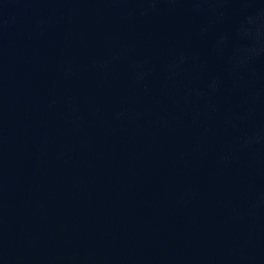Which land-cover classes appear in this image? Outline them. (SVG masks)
Returning a JSON list of instances; mask_svg holds the SVG:
<instances>
[{
  "label": "water",
  "instance_id": "95a60500",
  "mask_svg": "<svg viewBox=\"0 0 264 264\" xmlns=\"http://www.w3.org/2000/svg\"><path fill=\"white\" fill-rule=\"evenodd\" d=\"M0 264H264V0H0Z\"/></svg>",
  "mask_w": 264,
  "mask_h": 264
}]
</instances>
